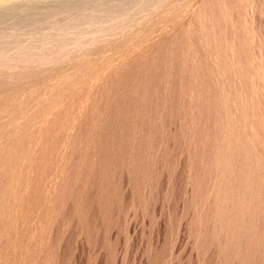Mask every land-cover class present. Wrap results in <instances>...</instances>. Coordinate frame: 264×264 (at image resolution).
Masks as SVG:
<instances>
[{
    "label": "rangeland",
    "instance_id": "rangeland-1",
    "mask_svg": "<svg viewBox=\"0 0 264 264\" xmlns=\"http://www.w3.org/2000/svg\"><path fill=\"white\" fill-rule=\"evenodd\" d=\"M0 264H264V0H0Z\"/></svg>",
    "mask_w": 264,
    "mask_h": 264
},
{
    "label": "bare ground",
    "instance_id": "bare-ground-1",
    "mask_svg": "<svg viewBox=\"0 0 264 264\" xmlns=\"http://www.w3.org/2000/svg\"><path fill=\"white\" fill-rule=\"evenodd\" d=\"M32 6V5H31ZM41 15V14H40ZM45 16V15H44ZM38 25V24H37Z\"/></svg>",
    "mask_w": 264,
    "mask_h": 264
}]
</instances>
